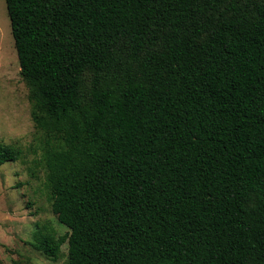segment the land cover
I'll return each instance as SVG.
<instances>
[{"label":"trees","instance_id":"16d2710c","mask_svg":"<svg viewBox=\"0 0 264 264\" xmlns=\"http://www.w3.org/2000/svg\"><path fill=\"white\" fill-rule=\"evenodd\" d=\"M68 264H264V0H6ZM17 147L0 143V167Z\"/></svg>","mask_w":264,"mask_h":264},{"label":"rangeland","instance_id":"374dc122","mask_svg":"<svg viewBox=\"0 0 264 264\" xmlns=\"http://www.w3.org/2000/svg\"><path fill=\"white\" fill-rule=\"evenodd\" d=\"M29 86L21 68L6 0H0V143L17 147L16 162L0 167V264H68V243L52 260L34 247L39 229L57 238L69 232L52 212L46 135L32 119Z\"/></svg>","mask_w":264,"mask_h":264}]
</instances>
